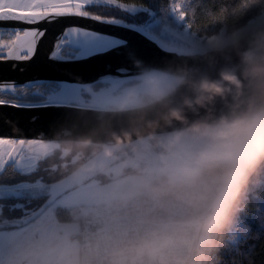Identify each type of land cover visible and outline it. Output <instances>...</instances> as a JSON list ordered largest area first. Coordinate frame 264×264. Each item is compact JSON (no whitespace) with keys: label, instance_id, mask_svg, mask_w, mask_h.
<instances>
[{"label":"clouds","instance_id":"obj_1","mask_svg":"<svg viewBox=\"0 0 264 264\" xmlns=\"http://www.w3.org/2000/svg\"><path fill=\"white\" fill-rule=\"evenodd\" d=\"M207 47L235 54L218 79L194 80L185 70L144 73L142 96L117 109L141 113L143 131L114 136L103 149L105 160L118 153L126 159L100 190L99 212L89 221L94 230L80 241L50 243L42 264H218L254 179L264 173V28H233ZM181 88L190 95L173 107L170 98ZM157 107L165 111L145 121ZM96 170L108 171L103 164L88 169ZM41 252L27 253L22 264H37Z\"/></svg>","mask_w":264,"mask_h":264},{"label":"water","instance_id":"obj_2","mask_svg":"<svg viewBox=\"0 0 264 264\" xmlns=\"http://www.w3.org/2000/svg\"><path fill=\"white\" fill-rule=\"evenodd\" d=\"M40 27L47 29L46 35L40 42L35 56L26 62L7 61L0 63V81H12L24 83L26 81L44 78L67 80L76 83H87L96 80L104 74L112 73L118 66L125 63L123 56L110 54L107 56L90 58L79 62H58L50 58L54 51V45L63 31L70 27H80L87 30L101 31L110 35L121 37L128 41L125 51H134L136 55L130 54L129 65L118 69L120 75L116 78L120 82L110 85L108 93H94L91 89L85 92L93 97V104L87 105L82 99L78 102L59 107L39 110H20L16 108H0V138L12 140H37L44 142H74L81 144L87 140L89 146L101 149L90 157L67 176L49 185L46 201L30 216L19 222L8 225L18 227L20 224L27 226L39 219L51 206L62 196L75 189L94 172L88 169L96 165L105 164L109 160L103 158V149L113 143L114 136H122L125 132H131L134 127H143L138 123L141 113L119 112L117 109L130 95L117 96L115 93L125 84L138 82L132 87L138 95L143 94L144 73L147 70L163 69L170 73L178 74L180 70L189 73L190 78L199 80L207 77L218 79L221 69L235 62V54L228 50L217 55L208 50L185 51L173 47L161 49L156 44L149 42L143 36L116 25L100 24L86 18L60 17L53 23H43ZM264 28V25L251 31ZM245 43V47H246ZM190 95L186 88H181L170 98L173 107L180 106L181 98ZM110 104L115 109H106L104 104ZM221 105L217 102L216 110ZM165 109L157 107L143 114L145 121L158 118V113ZM201 110L200 115H203ZM189 120L197 117L187 112ZM135 139V137H133ZM116 158L110 160L115 162ZM6 195L16 198H24L25 194L15 190L0 192V199ZM7 224H0V230L6 228Z\"/></svg>","mask_w":264,"mask_h":264},{"label":"snow or ice","instance_id":"obj_3","mask_svg":"<svg viewBox=\"0 0 264 264\" xmlns=\"http://www.w3.org/2000/svg\"><path fill=\"white\" fill-rule=\"evenodd\" d=\"M127 0H0V63L31 60L46 35L43 23H53L60 17L86 18L100 24L116 25L131 30L159 48L173 47L183 39L170 24L173 16L158 14L147 6H126ZM111 6L129 14L132 19L114 18L94 13L92 7ZM170 14L182 21L186 14L177 0H171ZM128 41L101 31L70 27L58 37L50 58L58 62H79L90 58L115 54L123 56L125 63L112 73L104 74L87 83L37 78L24 83L0 81V108L20 110L59 108L82 99L91 88L119 83L118 69L129 65L130 54L125 51ZM9 153L15 151V141L0 138ZM0 148V155L4 153Z\"/></svg>","mask_w":264,"mask_h":264},{"label":"trees","instance_id":"obj_4","mask_svg":"<svg viewBox=\"0 0 264 264\" xmlns=\"http://www.w3.org/2000/svg\"><path fill=\"white\" fill-rule=\"evenodd\" d=\"M185 12V21L190 30L201 37H214L225 34L233 28L245 29L250 22L264 14V0H177ZM127 4L136 6H147L158 14L172 15L170 24L176 28L178 20L175 14L169 13L171 0H127ZM93 12L118 17L121 14L128 20L132 19L129 14H122L115 10L92 7ZM180 25V24H179ZM60 148L55 154L47 157L38 170L24 174L17 171L13 166L0 175V185L30 183V187L24 193V198H16L6 195L13 201L24 200L22 207L13 209L14 218L7 222H19L16 215L22 211L30 216L47 199L49 185L70 174L82 163L88 160L99 149L88 146L81 148V144L74 142H61ZM88 180L96 177L94 172ZM87 181V180H86ZM54 207L51 206L50 208ZM6 207L4 208V212ZM55 214L59 221L64 223L75 222L74 207H55ZM88 216V215H87ZM87 216L79 218L82 225ZM9 224V223H8ZM6 228H15L8 225ZM19 225L18 227H23ZM81 237V235H79ZM218 264H264V173L254 179L245 201L242 203L241 211L233 221L222 245Z\"/></svg>","mask_w":264,"mask_h":264},{"label":"rangeland","instance_id":"obj_5","mask_svg":"<svg viewBox=\"0 0 264 264\" xmlns=\"http://www.w3.org/2000/svg\"><path fill=\"white\" fill-rule=\"evenodd\" d=\"M132 4H126V6H131ZM102 8H107L115 10L122 14H127L122 10H118L111 6H101ZM97 13V12H94ZM107 15V14H103ZM118 17L128 20L126 17H123L121 14H118ZM111 17V16H110ZM178 26L174 28L179 31L183 37L180 41L177 42L173 48L181 49L185 51H197V50H208V42L213 37H201L196 33L190 30V27L187 25L185 19L182 21L178 20ZM264 25V14L257 19L250 22V24L244 29L246 31H251L255 28ZM223 35V34H218ZM217 36V35H216ZM215 37V36H214ZM15 141V151L9 153L7 145H0V148L4 149V153L0 155V175L7 169L8 166H13L17 171L30 174L41 166V163L52 154L56 153V150L60 148V144L57 142H44L37 140H13ZM116 161L111 162L105 165L107 172L99 171L96 177L83 182L81 185L71 190L64 196H62L55 204L54 207L49 208L46 212L54 211L55 207L62 206L67 208L74 207V214L76 218H82L87 216L92 212H95L98 209L97 199L100 193V190L106 185L110 184L115 179V172L118 170L119 166L126 159L125 154H120L116 156ZM95 176V174H93ZM30 183H19V184H2L0 185V192L5 190H15L20 193H25L30 187ZM25 204L24 200H12L11 198L0 199V224H8L12 222L10 218H14L13 209L17 207H22ZM6 207L7 212H4ZM16 215L23 216L19 220L26 217V212L22 211ZM76 219L75 222H71L73 228L75 226L80 227V220ZM67 230L65 231V234ZM64 241L72 242L79 241L77 237H74L72 240H67L64 238Z\"/></svg>","mask_w":264,"mask_h":264},{"label":"crops","instance_id":"obj_6","mask_svg":"<svg viewBox=\"0 0 264 264\" xmlns=\"http://www.w3.org/2000/svg\"><path fill=\"white\" fill-rule=\"evenodd\" d=\"M58 220L54 211L45 212L30 225L0 230V264H22L25 255L36 249H41V256L37 264L48 255L47 246L52 242H63L64 238L80 241L82 222L80 227ZM67 233L65 234V231Z\"/></svg>","mask_w":264,"mask_h":264},{"label":"flooded vegetation","instance_id":"obj_7","mask_svg":"<svg viewBox=\"0 0 264 264\" xmlns=\"http://www.w3.org/2000/svg\"><path fill=\"white\" fill-rule=\"evenodd\" d=\"M137 84H138V82H132V83L125 84L124 86L119 88V90L115 93V95H117V96H126V95L132 96V95H135L137 97H140V95H138V93L136 91H132V87L136 86ZM110 88H111V86H101V87L92 88V91L94 93L102 94V93L110 92L109 91ZM83 99H84V102L87 105H92L93 104V101H92L93 97L91 95L87 94L86 92L83 93ZM104 108H106V109H115L114 106H112L110 104H107V103L104 104ZM100 150L101 149H98L93 155L98 153ZM118 155H120V154L118 153L116 156H118ZM108 163H111L110 160L106 164H108Z\"/></svg>","mask_w":264,"mask_h":264},{"label":"built area","instance_id":"obj_8","mask_svg":"<svg viewBox=\"0 0 264 264\" xmlns=\"http://www.w3.org/2000/svg\"><path fill=\"white\" fill-rule=\"evenodd\" d=\"M98 212H99V210H97V211H95V212L89 214V215L86 217V219H85V221H84V223H83V227H82L81 240H82L85 236H87L91 231L94 230V229H93V225H92L91 223H89V221H90L91 217H93L94 215H97Z\"/></svg>","mask_w":264,"mask_h":264}]
</instances>
